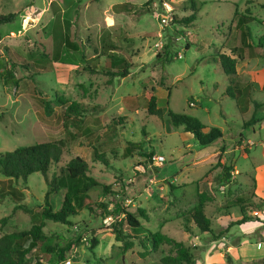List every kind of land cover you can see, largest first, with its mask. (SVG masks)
I'll return each mask as SVG.
<instances>
[{
    "label": "rangeland",
    "instance_id": "1",
    "mask_svg": "<svg viewBox=\"0 0 264 264\" xmlns=\"http://www.w3.org/2000/svg\"><path fill=\"white\" fill-rule=\"evenodd\" d=\"M194 1L197 19L186 24L195 12L191 0H0V14L18 15L0 26V59L19 82L16 87L0 75V155L64 140V160L82 157L101 183L89 190L71 224L45 221L48 247L34 257L43 264H159L176 256L174 244L165 243L144 258L134 237L148 231L183 243L196 264H264V209L237 225L242 217L232 203L252 192L256 202L264 200V56L241 52L245 59L237 61L252 101L246 114L227 95L230 83L215 61L233 55L242 16L255 19L249 24L255 41L264 35V0ZM68 36L78 50L66 45ZM112 55L129 61V76L106 72ZM169 55L174 62L164 69L161 57ZM34 64L49 71L36 74ZM152 96L159 108L195 117L208 130L219 128L223 138L201 146L182 127L174 128L167 114H149ZM57 97L89 112L64 125ZM40 100L51 102L54 114ZM131 143L138 147L127 156ZM96 152L106 154L108 166L96 160ZM158 156L164 164L155 162ZM221 165L233 169L228 184L221 181ZM47 191L39 174L27 183L0 175V238L39 225ZM65 195H51L55 211ZM203 195L213 233L186 219ZM139 210L148 219L139 218L137 233L124 220L125 212ZM116 227L134 238L132 249L123 250ZM92 239L99 242L94 250Z\"/></svg>",
    "mask_w": 264,
    "mask_h": 264
},
{
    "label": "trees",
    "instance_id": "2",
    "mask_svg": "<svg viewBox=\"0 0 264 264\" xmlns=\"http://www.w3.org/2000/svg\"><path fill=\"white\" fill-rule=\"evenodd\" d=\"M193 4L194 14L184 20L186 24L192 23L197 19V6L194 0H191ZM17 14L11 13L8 15L0 14V26L9 24L15 21ZM255 21L253 18L242 16L238 20V37L236 40V47L234 48L233 55L226 54L218 55L215 61L220 64L225 75L230 83L227 89V95L233 99L238 100L239 109L241 113L246 114L247 106L251 97L245 87L242 85L240 76L237 72L238 59H245L243 53H248L250 57L264 56V35L256 40L253 37V33L249 27V24ZM2 41V35L0 33V43ZM66 45L70 48L78 50V46L75 44L73 38L68 36L66 38ZM189 49V48H188ZM115 51V48L112 49ZM251 53L253 54L251 56ZM169 53H167L168 55ZM15 57L19 58L16 54ZM49 57V54H45ZM234 57H237L235 59ZM50 58V57H49ZM162 67L165 69L167 64L174 62V58H162ZM36 74L49 71L45 66L34 64L31 65ZM104 67L107 69V73L113 78H126L129 76L130 63L125 58H118L114 55L106 58ZM29 69V67L27 68ZM0 75L7 76L8 82L11 81L16 87L19 86V82L12 73L11 69H8L0 59ZM245 97V98H244ZM244 98V99H242ZM57 105L62 107V120L64 125H67L71 120H79L85 113H88V109L79 104H69L63 98H56ZM45 112L47 114H54L51 106V102L40 100ZM260 107V104L255 103V110ZM148 112L151 116L158 118H164L167 114L169 122L174 128L182 127L186 133L194 136L195 140L203 147L213 145L218 140L223 138V132L221 129L212 127L208 130L199 119L174 113L172 111L166 112L164 109L158 107V98L152 96L148 104ZM255 116L251 122L247 123L245 127H249L255 122ZM132 148L138 147V144L131 143L129 149H127V156L132 152ZM67 143L64 140L59 141H45L36 145H32L26 148H19L13 152H7L0 155V175L7 178L10 181L27 183L30 176L33 174L41 175L45 183L48 186V191L45 196L46 207L43 210L42 222L39 225H34L30 229H15L10 233H6L0 238V264H43L41 260L34 257L43 250H47L48 240L44 232L45 221H54L56 223L71 224V218L78 214V207H83V202L88 196V192L93 187L101 185L100 181L91 176V166L82 157H76L70 161L64 160ZM95 158L100 163L108 166L109 160L104 153L96 152ZM152 156H149L151 160ZM223 169V176L221 181L228 184L232 179V167L227 165H221ZM211 175V171L205 175L204 179H207ZM106 189V187H104ZM63 190H66V195L62 203V207L59 211H55L52 202L51 195L57 194ZM12 194L16 196L17 191H13ZM1 195V192H0ZM204 196L200 197V203L196 206L186 217L189 223H194L196 227L203 233L212 232V222L207 218L204 206ZM255 194L252 192L247 197L233 198L232 203L234 207L239 208L241 213V220L237 225H243L250 221H253L255 217H251L250 213L260 212L264 209V200L256 202L254 200ZM19 202L21 200H18ZM85 209L91 210L90 205H86ZM9 217L2 219L4 224L8 221ZM139 218L148 219L145 210H139V215L130 212H125L124 224L134 232L142 231V224ZM116 240L123 243V250L128 251L134 247L132 239H137L144 249V253L141 255L146 258L153 253H157L163 244H174L176 256H167L163 258L159 264H196L193 260L190 250L184 246L183 243L176 242L168 236L162 233H152L148 231L149 236H135L134 238L127 235L124 230L115 228ZM90 247L92 250L98 247L99 242L96 239L90 240Z\"/></svg>",
    "mask_w": 264,
    "mask_h": 264
},
{
    "label": "built area",
    "instance_id": "3",
    "mask_svg": "<svg viewBox=\"0 0 264 264\" xmlns=\"http://www.w3.org/2000/svg\"><path fill=\"white\" fill-rule=\"evenodd\" d=\"M155 162L157 164H164L165 163V158L163 156L155 157Z\"/></svg>",
    "mask_w": 264,
    "mask_h": 264
}]
</instances>
